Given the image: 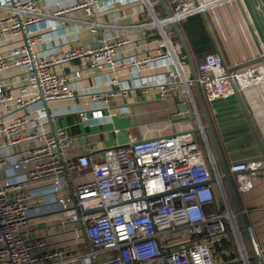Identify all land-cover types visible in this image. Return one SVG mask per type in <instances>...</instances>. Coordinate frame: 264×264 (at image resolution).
Returning <instances> with one entry per match:
<instances>
[{
    "label": "built area",
    "instance_id": "obj_1",
    "mask_svg": "<svg viewBox=\"0 0 264 264\" xmlns=\"http://www.w3.org/2000/svg\"><path fill=\"white\" fill-rule=\"evenodd\" d=\"M140 1L152 17L149 25L158 27L160 43L149 55L130 56L118 63L116 54L129 42L126 37L103 38L94 45L42 54L36 47L38 31L47 24H36L45 21L47 14L35 0H0V33L6 39L21 33L25 36L21 44L0 52V73L19 67L23 75L17 82V95L0 79V149L18 148L11 155L0 151V264H214V245L226 237L228 229L235 235L242 261L249 264L237 210L231 206L219 164L202 130L205 155L193 133L174 131L105 149L95 161L88 155L67 157L64 148L71 143V135L65 127L49 130L46 126L40 103L75 94L67 76L52 66L77 58L93 69L111 71V83L118 92L134 87L146 91L151 86L164 92L179 82L190 94L188 85L195 81L211 102L264 80L263 63L228 70L217 52L202 58L192 80L185 77L184 62L170 37L171 23L179 26L189 15L224 0H166L171 14L163 18L155 16L149 0ZM103 7L99 0H79L55 10L52 16L60 18L63 12L80 8L84 17L77 22L96 34L104 25L95 19V13ZM260 48L264 54V41ZM126 68L130 79H120ZM90 116L99 118L102 112L94 109ZM29 141L34 145L27 147ZM4 165L21 175L4 177ZM228 169L236 192L241 193L252 189L264 163H233ZM84 171L92 178L74 184V173ZM211 179L223 206L220 211H208L216 201ZM36 197L55 202L62 217L82 224L88 242L84 252L65 255L67 246L84 241L76 228L55 234L48 244L43 237H25L23 229L35 213L31 204ZM248 229L258 263L264 264V248L255 243Z\"/></svg>",
    "mask_w": 264,
    "mask_h": 264
},
{
    "label": "crops",
    "instance_id": "obj_2",
    "mask_svg": "<svg viewBox=\"0 0 264 264\" xmlns=\"http://www.w3.org/2000/svg\"><path fill=\"white\" fill-rule=\"evenodd\" d=\"M35 1L47 14L45 21L36 24L37 26L47 24V27H42L38 31L40 39L36 47L42 54L58 52L68 47L94 45L103 38L126 37L129 42L121 46L116 54L117 62L122 63L130 56L141 57L155 52L160 43L158 27L149 25L152 17L140 0H126L112 6L106 4L109 0H99L104 7L96 11L95 19L104 26L100 27L96 34L77 22L84 17L80 8L67 10L60 15V18L52 16L55 10L70 7L79 0ZM149 1L155 16L165 17V10L160 2ZM199 16L210 42L206 53L217 52L226 69L262 64L251 60L258 55L257 46L264 41V0H224L209 6L199 13ZM61 21L64 22V26H59ZM133 24L141 25L135 28L129 26ZM170 28L173 45L186 65L185 77L192 80L197 65L205 55H195L181 23L179 29L188 53L182 47L173 27H169V30ZM22 42H24L22 33L9 39L4 38L0 33V52H7ZM52 69L67 76L75 93L72 98L40 103L47 128L53 130L65 127L73 138L64 148L67 157L88 155L98 161L105 149L128 141L174 131H187L204 126L201 123L206 125L199 93L192 82L188 85L190 94L187 93L184 84L179 82L175 87H170L164 92L156 86H151L146 91L134 87L126 92H118L116 86L111 83L113 76L111 71L93 69L78 58L60 66L53 65ZM75 71H79L78 77L75 76ZM130 76L131 73L126 68L119 78L129 80ZM22 78V70L19 67H11L0 73L1 81L10 85L9 92L13 95L20 93L17 82ZM201 95L227 165L250 161L264 163V80L257 85L237 91V95L233 93L211 102L206 101L202 91ZM181 101L186 103L188 115L182 120H174L173 117L178 111L177 103ZM45 108L49 110L50 123ZM94 109L101 110L102 116L92 118L90 115ZM1 112H3L2 105H0ZM83 116L86 118L84 119ZM153 130L154 132H151ZM33 145V141L26 144L27 147ZM17 150L18 148L13 146L0 149L4 155H11ZM220 171L222 173L221 167ZM1 174L7 178H18L21 175L12 171L8 165H4ZM73 176L74 184L92 178L88 171L82 174L74 173ZM224 182L227 186L226 181ZM69 189L66 188L65 192L70 193ZM227 190L231 206L235 208L228 186ZM237 196L255 243L264 248V170L257 173L252 189L237 192ZM31 207L35 213L29 217L23 229L27 239L43 237L48 244L54 240L55 234L73 228L78 229L82 235L80 224L62 217L55 202L36 197ZM222 208V203L220 205L215 201L208 211H220ZM236 221L242 243L250 257L251 249L238 215ZM83 239L80 244L67 246L65 255L84 252L88 248V242L84 237ZM213 253L214 264H245L235 235L230 229L227 230L226 237L215 243ZM65 264L82 263L76 261ZM249 264L255 262L249 260Z\"/></svg>",
    "mask_w": 264,
    "mask_h": 264
},
{
    "label": "water",
    "instance_id": "obj_3",
    "mask_svg": "<svg viewBox=\"0 0 264 264\" xmlns=\"http://www.w3.org/2000/svg\"><path fill=\"white\" fill-rule=\"evenodd\" d=\"M158 1L160 2V4L163 6V8L165 10V16H170L171 11H170V9L168 7L167 2L165 0H158ZM171 26L173 27V29L177 33L179 41L181 42V45L184 48L185 52L188 53L187 49H186L185 42H184V38H183L182 33H181L180 29H179V26L175 22H172ZM255 44L257 45L258 43H255ZM257 47H258V55L254 59H252L251 61L252 62L259 61V62H262L263 65H264V54L262 53L260 46L258 45ZM191 82L195 85L196 89L198 90L200 102H201L202 109H203V116L205 117V120H206V125L201 126V127L198 126V127L194 128V129H190V130H187V131L193 133V132H197V131H201L202 130L205 133V130H208V132H209V134L211 136L212 142H213V146H214V150H215L216 156L218 158V163H219V165H220V167L222 169V173H221L220 178H221V180L226 181V183H227V186L229 188V191H230L231 196H232L233 201H234L235 209L237 210V215H238V217L240 219V225H241L242 229L244 230V233L246 235V238L248 240V243H249V246H250V249H251V256L248 257V258H249V260H253L255 262V264H259L258 263V257L255 254L253 243L251 241V236H250V232H249V229H248V225H247V222L245 220L243 211L241 209V205L239 203L237 192H236L235 187H234L232 176H231V173L229 172L228 165H227V163H226V161L224 159V155L222 153V150H221V147L219 145L218 139H217V137L215 135L212 122H211L210 117H209L208 112H207L206 104H205V102L203 100V97L201 95L200 87L195 81H191ZM234 93L237 95V91L236 90H235ZM43 103H45V102H43ZM177 110H178L177 111V115H175L173 117L174 120H182V119L186 118V116L188 115L187 105L183 101L177 103ZM45 112H46L48 121L50 123V119L51 118H50L49 110L47 108H45ZM211 182H214V179H211ZM80 228H81L83 237L86 239L85 234H84V229H83V226H82L81 223H80Z\"/></svg>",
    "mask_w": 264,
    "mask_h": 264
},
{
    "label": "trees",
    "instance_id": "obj_4",
    "mask_svg": "<svg viewBox=\"0 0 264 264\" xmlns=\"http://www.w3.org/2000/svg\"><path fill=\"white\" fill-rule=\"evenodd\" d=\"M181 27L196 56L206 55L209 49V37L199 13L189 15L181 22Z\"/></svg>",
    "mask_w": 264,
    "mask_h": 264
},
{
    "label": "rangeland",
    "instance_id": "obj_5",
    "mask_svg": "<svg viewBox=\"0 0 264 264\" xmlns=\"http://www.w3.org/2000/svg\"><path fill=\"white\" fill-rule=\"evenodd\" d=\"M171 40H172V38H171ZM185 66H186V65L184 64V68H185ZM201 124L205 125L204 123H201ZM151 132H154V130L151 131ZM205 133H206V135H207V139H208L209 145H210L211 149L213 150V153H214V155H215V157H216V160H217V163H218V159H217V156H216V153H215V150H214V147H213L212 141H211V139H210L209 133H208L207 130H205ZM193 136H194V138L197 140L199 147L202 149V151H203V153H204V155H205V144H204V141H203V139H202V134H201V132H199V131H197V132H193ZM212 188H213V191H214V193H215V195H216V201L218 202V204L221 205V200H220V196H219V194H218V189H217L216 182H212Z\"/></svg>",
    "mask_w": 264,
    "mask_h": 264
}]
</instances>
